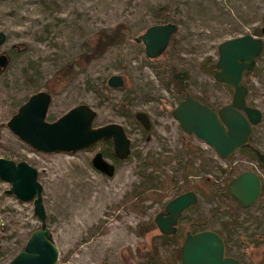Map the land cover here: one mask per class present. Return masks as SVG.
Returning a JSON list of instances; mask_svg holds the SVG:
<instances>
[{"label":"rangeland","instance_id":"obj_1","mask_svg":"<svg viewBox=\"0 0 264 264\" xmlns=\"http://www.w3.org/2000/svg\"><path fill=\"white\" fill-rule=\"evenodd\" d=\"M164 18L175 20L176 30L163 53L148 58L134 36ZM120 22L127 27L124 40L85 64L80 62L78 54L93 46L97 30ZM263 22L264 0H0V30L5 34L0 52L7 56L0 70V156L26 160L37 169L46 224L57 249L53 264H143L155 255L162 257L163 264H180L176 248L182 237L162 243L152 218L186 183L197 192V201L182 212V229L200 224L219 232L233 210L240 225L229 230H235L233 237L238 236L239 243L229 249L242 264H264L260 241L264 201L257 198L238 209L235 200L222 193L234 170L260 174L256 160L247 148L220 157L181 130L171 115L181 94L163 83L171 63L187 72L190 95L212 108L229 102L232 87L215 80L210 71L215 69L210 64L216 59V45L235 35L259 34L255 29ZM73 59L77 62L71 79L56 78V69ZM113 73L122 76V85L107 86L106 78ZM242 83L247 87V104L261 113L249 143L264 151V45ZM47 88L52 90L47 120L82 102L95 110L94 125L117 122L124 127L133 152L115 163L112 175L90 164L93 152L109 151L110 144L46 153L34 150L7 128L6 120L26 97ZM137 110L148 115L145 131L131 119L130 113ZM194 145L201 148L199 155ZM147 153L160 168L151 169L152 173L166 175L172 188L161 202L153 199L156 194H147L125 206ZM8 186L0 180V264L21 248L38 225L31 201L6 193Z\"/></svg>","mask_w":264,"mask_h":264},{"label":"water","instance_id":"obj_2","mask_svg":"<svg viewBox=\"0 0 264 264\" xmlns=\"http://www.w3.org/2000/svg\"><path fill=\"white\" fill-rule=\"evenodd\" d=\"M176 30L172 21L147 25L134 36L141 42L146 57L154 58L163 53ZM5 34L0 30V44ZM264 45V22L259 34L243 33L220 40L216 45L213 78L232 87L230 101L212 108L205 102L185 92L171 109L172 117L181 130L193 134L210 146L218 156L225 157L234 150L250 146L248 139L252 126L261 117L260 110L247 104V87L242 83L245 71L250 70ZM7 61L0 52V70ZM123 78L117 73L107 76V86H120ZM51 95L44 89L29 94L5 122L7 128L20 140L40 152H73L94 146L101 139H110L113 155L124 159L130 152V140L124 127L117 122L94 125L95 110L86 103L72 105L55 119L47 120L46 112ZM134 118L143 128L149 127L146 112L137 110ZM256 158L264 163V151L254 148ZM91 166L106 176L112 175L114 165L96 150L90 158ZM0 180L8 182L4 191L22 201H31L32 212L38 225L31 230L21 248L4 264H53L57 249L46 224L41 198V184L37 169L26 160L0 156ZM228 194L241 206L252 204L260 194L259 174L243 169L227 183ZM197 201L192 189L179 192L153 215V222L162 234H172L182 210ZM1 224V218H0ZM180 264H239L237 259L224 255L222 237L213 229L185 231L178 249Z\"/></svg>","mask_w":264,"mask_h":264},{"label":"trees","instance_id":"obj_3","mask_svg":"<svg viewBox=\"0 0 264 264\" xmlns=\"http://www.w3.org/2000/svg\"><path fill=\"white\" fill-rule=\"evenodd\" d=\"M165 21H172L174 23L176 22L175 20H170L168 18H164L162 22H165ZM124 24L125 23L120 22V23H117L110 28L98 29L96 32V37H95V41H94L93 46H91L89 48L88 52H82V53L78 54L80 62L85 64L91 58L98 56L101 53H103V51L106 48H108L109 46L122 42L124 40V36H125L126 31H127V27ZM255 32L259 33V29H255ZM79 59H78V62H79ZM76 62H77V60L73 59L69 62H66V63L60 65L56 69L54 76L60 80L68 81L69 79H71V77L76 72V70H74V67H73L76 64ZM210 67L213 68L214 63H211ZM210 71L213 73L214 70H210ZM247 71H245V72H247ZM163 77H164L163 78L164 85L172 87L176 92L181 94V98H182L184 93L187 92V88H186L187 72L184 69L177 68L175 65L168 63L166 68H165V74ZM46 91L51 94L52 90L50 88H47ZM130 116H131V119H135L134 113H130ZM140 126L142 127L141 124H140ZM142 129H143V131L146 130L143 127H142ZM249 141H250V137L248 139V143H249ZM100 144H103V145L104 144H110V141L109 140L101 141ZM249 145H250V143H249ZM130 148H131V146H130ZM246 148L248 149L247 151H250L251 155L256 160V165L259 168V170L261 171L260 174L258 173L260 176V180H261V190H260V194H259L258 198L260 201H262V200L264 201V163L260 162L256 158V155L254 153L255 147H253L251 145L240 147L237 150L243 151ZM192 149L195 150L197 155H199V152L201 150V148L199 146L194 145V148H192ZM132 152L133 151L130 150L129 154ZM103 153L106 156L114 158V156L110 150L109 151L103 150ZM7 158H9V157H7ZM14 160H21V159H14ZM114 162L115 163L119 162V159L114 158ZM138 166L141 169V171L139 173V180L137 183H135L133 185L132 189L129 191V193L125 197V199H124L125 204H126L125 206H129V204H134L136 202H139L147 194H150V195L156 194L157 195L156 198H153V199L155 201L161 202L162 198H165L167 195H169V192H170V189L172 188L173 182H171V180L166 175L159 176L157 174L152 173L151 169H160V168L157 164L156 158H153L148 153L145 155V157L143 158V160L140 162V164ZM147 167H151V168H150V170L145 171ZM220 171L226 172L223 168H220ZM232 171H233V169L230 168L229 173ZM239 171H241V170H234V172L232 174H228L227 179L230 180ZM226 183H224L222 185V193H223V195L230 197V195L228 194V192L226 190ZM190 187H191V184L186 183V184H184L183 187H181L182 189L180 188L179 191L191 189ZM263 206H264V202H263ZM235 207L238 209L239 208L243 209L237 202L235 204ZM228 214H229L228 220H226L224 223H222V229L219 230V232L229 230L230 226L235 228V226L240 225V222L237 220V214H235L233 210L232 211L229 210ZM179 228H182V227L180 226ZM190 229L191 230H198V229H206V228H204L200 224H198V225L191 227ZM176 236L178 237V234L162 235L161 236L162 243H164V242L168 243L171 239H173ZM176 251H177V248H176ZM174 259H177V256ZM143 264H163V259L161 256L155 255V256H152L149 259H147V261L143 262Z\"/></svg>","mask_w":264,"mask_h":264},{"label":"flooded vegetation","instance_id":"obj_4","mask_svg":"<svg viewBox=\"0 0 264 264\" xmlns=\"http://www.w3.org/2000/svg\"><path fill=\"white\" fill-rule=\"evenodd\" d=\"M51 95V94H50ZM105 140H109L110 141V144H111V140L110 139H101V140H99L97 143H96V145L97 144H100V142L101 141H105ZM131 149V148H130ZM98 151H100L101 152V155L105 158V159H107L108 161H110L107 157H106V155L103 153V149L102 148H98L97 149ZM96 151V150H95ZM94 151V152H95ZM110 151L112 152V144H111V146H110ZM93 152V153H94ZM112 154H113V152H112ZM114 156V155H113ZM111 158V160L112 161H110L111 163H113V165H114V168H115V162H114V158H116L115 156H114V158L113 157H110ZM117 159V158H116ZM120 160V159H119ZM99 172V171H98ZM193 190V189H192ZM195 191V190H194ZM182 192V191H181ZM196 192V191H195ZM197 193V192H196ZM231 197V196H230ZM232 198V197H231ZM258 198V197H257ZM193 205V204H192ZM191 206V205H190ZM189 207V206H188ZM188 207H186V208H188ZM163 208V207H162ZM185 208V209H186ZM184 209V210H185ZM162 210V209H161ZM184 210H182V212L184 211ZM160 211V210H159ZM182 212L180 213V215H179V217L177 218V222H176V230H175V232L174 233H172V234H178V237H182L183 238V235H184V232L185 231H190V232H195V231H197V230H191L190 228L189 229H182V228H179L180 227V224H179V222H180V218H181V214H182ZM153 221V220H152ZM154 223V222H153ZM155 225V224H154ZM156 227V226H155ZM208 229V228H207ZM198 230H201V229H198ZM216 231V230H215ZM159 232V231H158ZM221 237H222V240H223V243H224V255H230V256H233V257H235L236 259H237V261H238V263L239 264H242V262H241V258L236 254V253H234L232 250H230L229 249V247H234V244L236 243V244H238L239 243V238H238V236L235 238V237H233V235H235L236 236V234L234 233L235 232V230H233V229H231V230H226V231H221V232H218V231H216ZM160 233V232H159ZM161 234V236L162 235H166V234H162V233H160ZM172 234H168V235H172ZM251 235H253V233H251ZM260 236H261V238H260V241H262V242H264V230L263 231H261V233H260ZM181 241H182V239H181ZM181 241H180V243H181ZM177 245H178V242H177ZM180 245V244H179ZM178 249H179V246H178V248H177V251H178ZM232 249H235V248H232ZM178 254V253H177ZM178 260H179V258H178Z\"/></svg>","mask_w":264,"mask_h":264}]
</instances>
